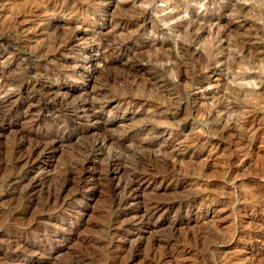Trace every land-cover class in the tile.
I'll return each instance as SVG.
<instances>
[{
	"label": "rangeland",
	"instance_id": "1",
	"mask_svg": "<svg viewBox=\"0 0 264 264\" xmlns=\"http://www.w3.org/2000/svg\"><path fill=\"white\" fill-rule=\"evenodd\" d=\"M261 18L0 0V264H264Z\"/></svg>",
	"mask_w": 264,
	"mask_h": 264
},
{
	"label": "bare ground",
	"instance_id": "2",
	"mask_svg": "<svg viewBox=\"0 0 264 264\" xmlns=\"http://www.w3.org/2000/svg\"><path fill=\"white\" fill-rule=\"evenodd\" d=\"M39 152V151H38ZM140 176V175H139ZM142 177V176H141ZM139 178V177H138ZM82 179V178H81ZM117 179V178H116ZM119 179V178H118ZM135 179V178H134ZM136 179H137V177H136ZM120 181H122V180H120ZM120 181H117V185H116V187H117V189H119V190H121L122 192H123V199L125 200V198H127V197H129V196H131V195H134L135 194V192L136 191H138L137 189H138V184H137V182H139V179L137 180V182H136V180L135 181H133L132 179H131V181H128V182H124V184L123 183H121ZM118 182H120V183H118ZM142 182V181H141ZM140 183V182H139ZM142 191H143V189H141ZM116 191V190H115ZM117 192V191H116ZM118 192H120V191H118ZM141 192V191H140ZM144 192V191H143ZM134 193V194H133ZM116 194V193H115ZM140 194V193H139ZM142 194V193H141ZM136 195V194H135ZM133 197V196H132ZM124 200H121V201H124ZM148 214V213H147ZM132 216V215H131ZM148 216V215H147ZM148 218V217H147ZM148 220V219H147Z\"/></svg>",
	"mask_w": 264,
	"mask_h": 264
},
{
	"label": "clouds",
	"instance_id": "3",
	"mask_svg": "<svg viewBox=\"0 0 264 264\" xmlns=\"http://www.w3.org/2000/svg\"><path fill=\"white\" fill-rule=\"evenodd\" d=\"M237 4L239 5H257L258 7H264V0H259V3H258V0H237ZM201 7V10H203V4L200 5ZM183 18H186V15L185 17ZM259 23H261L262 25H264V18H261L259 20ZM167 27V25H165ZM13 91V89H9L8 92H11ZM8 93H4V95H0V100L4 99V96H6Z\"/></svg>",
	"mask_w": 264,
	"mask_h": 264
}]
</instances>
